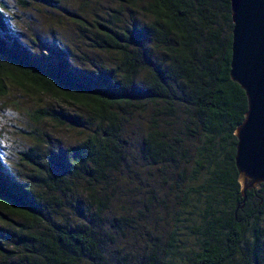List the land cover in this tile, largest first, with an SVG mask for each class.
<instances>
[{"label": "trees", "instance_id": "1", "mask_svg": "<svg viewBox=\"0 0 264 264\" xmlns=\"http://www.w3.org/2000/svg\"><path fill=\"white\" fill-rule=\"evenodd\" d=\"M111 1L115 6L106 19L92 22L87 41L93 49L112 54L113 64L91 69L71 66L55 45L45 48L47 54L32 51L11 35L0 9V96L7 82L70 104L80 113L61 118L40 109L36 117L87 130L75 145L46 152L38 161L30 158L31 148L22 152L48 192L11 180L0 161V221L9 223V229L0 228V264H264V185L247 189L240 207L233 162V129L243 118L246 99L228 75L229 0ZM122 13L128 14L127 22ZM148 107L151 122L138 151L147 166L174 173L181 140L158 122L170 126L178 108L205 136V150L197 148L195 160V177L202 176V181L191 188L204 195L202 222L196 247L183 262L162 260L164 254L148 249V237L142 235L141 251L133 260L123 255L111 261L102 246L105 230L99 222L107 199L96 186L125 162L124 127L138 126ZM185 130L196 133L187 125ZM69 176L83 181L93 206L81 223L56 220L59 211L47 207L49 189L66 185ZM121 221L127 218L113 217L108 225L117 228Z\"/></svg>", "mask_w": 264, "mask_h": 264}, {"label": "rangeland", "instance_id": "2", "mask_svg": "<svg viewBox=\"0 0 264 264\" xmlns=\"http://www.w3.org/2000/svg\"><path fill=\"white\" fill-rule=\"evenodd\" d=\"M22 1L0 0V9L10 24L11 35L23 45L43 54H47L45 48L58 46L70 65L80 69L112 66V54L93 49L87 41L92 22L106 19L109 9L115 6L111 0ZM121 18L127 22L128 14L122 13ZM40 109L53 110L61 118L80 113L70 104L23 91L6 82V93L0 96V161L11 180L27 183L41 193L48 192L44 181L22 152L31 148L30 158L38 161L46 152L58 153L75 145L87 130L59 120L37 119L36 112ZM151 117L152 109L148 107L139 116L138 126L129 123L124 127L126 160L106 182L96 186L99 195L106 194L107 205L100 213L99 224L105 230L102 246L111 261L116 256L124 255L127 260L138 257L141 251L138 235L148 237V249L152 248L157 255L164 254L162 260L177 258L179 262L185 260L187 251L198 242L204 195L191 188L202 181V176L195 177V160L197 148L205 150V136L194 123L187 122L190 117L178 108L170 118V126L162 120L158 122L176 132L181 140V156L174 173L163 167L147 166L138 151L139 139ZM185 125L196 133L189 135ZM66 181V185L49 189L47 207L59 211L56 220L81 223L88 209L93 208L86 195L87 188L83 181L73 182L70 176ZM118 216L126 217L127 221H121L117 228L110 227L109 220ZM0 228L9 229V223L0 221ZM261 228L264 231V214Z\"/></svg>", "mask_w": 264, "mask_h": 264}, {"label": "water", "instance_id": "3", "mask_svg": "<svg viewBox=\"0 0 264 264\" xmlns=\"http://www.w3.org/2000/svg\"><path fill=\"white\" fill-rule=\"evenodd\" d=\"M229 11L228 75L246 99L243 118L233 129L241 207L247 189L264 185V0H229Z\"/></svg>", "mask_w": 264, "mask_h": 264}]
</instances>
